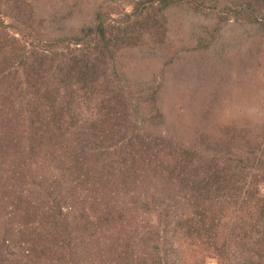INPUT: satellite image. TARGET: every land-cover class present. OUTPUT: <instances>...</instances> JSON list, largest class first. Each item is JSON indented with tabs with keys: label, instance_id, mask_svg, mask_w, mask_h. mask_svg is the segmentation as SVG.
<instances>
[{
	"label": "trees",
	"instance_id": "1",
	"mask_svg": "<svg viewBox=\"0 0 264 264\" xmlns=\"http://www.w3.org/2000/svg\"><path fill=\"white\" fill-rule=\"evenodd\" d=\"M18 1L0 0V264H264V194L249 175L262 159L232 138L183 141L160 84L117 66V36L153 11L253 0H106L117 7L72 35L33 14L6 23ZM119 4L131 10L116 28L105 15Z\"/></svg>",
	"mask_w": 264,
	"mask_h": 264
},
{
	"label": "rangeland",
	"instance_id": "2",
	"mask_svg": "<svg viewBox=\"0 0 264 264\" xmlns=\"http://www.w3.org/2000/svg\"><path fill=\"white\" fill-rule=\"evenodd\" d=\"M108 3L19 0L10 12L13 16L4 12L3 19L15 24V19L33 14L47 18L46 24L53 23L58 34L72 35L95 23L101 5L107 12L117 7ZM119 6V13L105 15L116 28L131 10L128 4ZM137 28L126 38L116 35L124 40L117 66L132 81L160 84L158 105L165 127L181 134L183 141L201 135L232 138L239 153L253 150L262 164L249 175H258L257 189L264 194V0H253L252 8L240 12L184 1L164 13L153 11ZM243 171L248 174V169ZM208 263L216 262L210 258Z\"/></svg>",
	"mask_w": 264,
	"mask_h": 264
}]
</instances>
